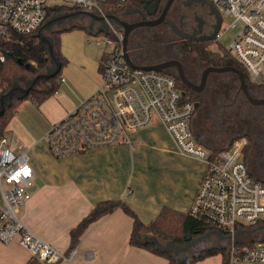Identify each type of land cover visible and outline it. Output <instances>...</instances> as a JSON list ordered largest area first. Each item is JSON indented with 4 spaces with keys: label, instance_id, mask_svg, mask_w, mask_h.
I'll return each mask as SVG.
<instances>
[{
    "label": "built area",
    "instance_id": "built-area-1",
    "mask_svg": "<svg viewBox=\"0 0 264 264\" xmlns=\"http://www.w3.org/2000/svg\"><path fill=\"white\" fill-rule=\"evenodd\" d=\"M56 0H0V66L7 58L6 42L15 34H31L47 19L46 11ZM74 9L104 15L107 0H57ZM223 17L238 26L228 52L258 80L264 70V0H210ZM108 34L98 40L111 48L100 62L101 83L44 134L53 156L61 157L94 147L130 143L127 132L161 122L183 154L205 162L189 214L212 229L229 234L226 264H264V240L237 244L236 230L264 222V183L253 177L246 161L245 136L223 150L200 145L191 129L194 103L184 99L176 78L163 71L131 67L124 58L123 34L108 22ZM220 33H218V38ZM62 80V78L60 79ZM33 170L23 143L12 147L0 135V242L16 240L45 264H75L76 247L60 251L34 235L19 217L20 207L30 198ZM222 263V262H221ZM220 263V264H221Z\"/></svg>",
    "mask_w": 264,
    "mask_h": 264
},
{
    "label": "crops",
    "instance_id": "crops-1",
    "mask_svg": "<svg viewBox=\"0 0 264 264\" xmlns=\"http://www.w3.org/2000/svg\"><path fill=\"white\" fill-rule=\"evenodd\" d=\"M86 33L75 28L59 36L69 39L68 44L76 43L78 59L74 61L65 49L60 52L70 63L62 67L55 93L37 105L48 114L46 121L39 123L26 116L24 122L15 112L5 127L11 124L15 132H3L13 147L19 141L23 143L33 170L30 198L19 210L23 225L63 252L69 250L70 230L100 200L125 201L144 223L154 219L162 208L187 212L206 167L203 160L180 152L164 125L156 120L128 131L130 143L94 147L61 157L52 155L44 134L101 83L99 61L106 50L97 54L86 43ZM194 119L195 114L191 126L198 143L211 150L222 147L219 139L206 137L203 128L194 127ZM131 226L132 218L121 208L100 217L79 237L73 262L168 264L163 256L128 243ZM217 256L221 263V255L216 254L190 264H215ZM31 257L16 240L0 242V264H25Z\"/></svg>",
    "mask_w": 264,
    "mask_h": 264
},
{
    "label": "trees",
    "instance_id": "trees-1",
    "mask_svg": "<svg viewBox=\"0 0 264 264\" xmlns=\"http://www.w3.org/2000/svg\"><path fill=\"white\" fill-rule=\"evenodd\" d=\"M117 3H125L124 0H107L106 3L102 5L103 11H108L111 7L117 5ZM74 10L73 6L67 4L54 5L47 9L46 18L51 15ZM75 28H82L87 33L104 35L102 32H97L90 30L89 25H83L79 23H73L69 25L53 26L48 33L52 35L54 40L55 49L58 53V59L61 63V68L59 72L52 78L48 79L45 84L35 87L24 97L30 98L36 105H39L42 101L49 98L55 93L59 86V78L61 75V69L66 65L67 60L62 56L59 50V35L60 33ZM37 31V30H36ZM35 31V32H36ZM35 32L31 34H15V40H9L6 42L7 48V58L5 62L0 66V92L7 90L13 79H28L33 77L38 72H41L49 64V56L47 54L46 48L39 40L35 37ZM188 42V41H187ZM188 46L184 47V51L188 53H194L197 58L204 63L205 66H223L232 65L240 68L247 81H249L248 73L246 69L236 61L228 52V49L222 48L220 45L216 51H211L207 49L206 46H200L196 42H188ZM104 58L102 55L100 61ZM18 59L21 61L19 62ZM29 63V66H26ZM99 63V70H100ZM169 73L176 78L177 85L184 91V99L191 100L193 103L197 99L188 88L184 87L178 77L174 72L169 70L163 71ZM186 73V72H185ZM187 74V73H186ZM189 75H187L188 77ZM264 84H258L257 86H263ZM198 97V96H197ZM23 99V98H22ZM22 99H17L13 97L8 105L4 106L3 113L0 115V135L11 119L13 113L16 111ZM198 106V105H197ZM197 106L194 107L192 118L197 111ZM191 118V120H192ZM191 126V121H190ZM191 129L194 132L192 126ZM197 139V137H196ZM236 139V138H234ZM222 145V147L213 149L214 151L223 150L228 148L233 140ZM244 160L246 161V150L244 151ZM247 163V162H246ZM250 174L252 175L251 171ZM257 179V178H256ZM259 180V179H258ZM261 181V180H260ZM262 182V181H261ZM264 183V182H262ZM121 208L126 214L132 218V226L129 235L128 243L132 246L143 247L152 253L163 256L168 260V264L175 263V257L172 250L158 251L155 245L150 241V237H155L160 242L173 241L175 244L183 245L186 241V236L195 237L199 234H203L209 229H212L208 224L202 220L195 218L189 214V212H179L171 208H162V210L157 214V216L149 221L148 223L142 222L137 214L129 207V205L121 199H104L98 201L89 213L84 216L75 227L70 230V246L69 249L75 247L79 237L87 226L100 217L111 213L115 209ZM264 222H258L255 225L247 227V229L254 228ZM250 234H244L238 237L237 244H252L255 241L264 240L251 239ZM221 255V264H226L228 259L227 249L223 248H212L205 249L196 255H190L186 257L181 264H190L197 260L203 259L211 255ZM25 264H45L40 262L37 258L31 257L29 261Z\"/></svg>",
    "mask_w": 264,
    "mask_h": 264
},
{
    "label": "rangeland",
    "instance_id": "rangeland-1",
    "mask_svg": "<svg viewBox=\"0 0 264 264\" xmlns=\"http://www.w3.org/2000/svg\"><path fill=\"white\" fill-rule=\"evenodd\" d=\"M51 4L61 5L64 3L56 0L52 1ZM116 6L111 7L109 10L114 9ZM64 23L65 24L62 23L60 25H69L73 23L89 25V19L86 17L76 18L68 20V22ZM231 23V18L222 17L218 44L210 42L208 45H206L207 49L216 51L218 49L217 45H220L225 49L229 47L232 36L238 29V26L228 28V25H230ZM61 34L62 33H60L59 36H61ZM86 34V43L89 44V46L93 48L97 54H100V52H103V50H109L111 48L108 44L103 45L100 41H98L102 39L103 35H96L91 33ZM174 34H170L166 30L162 32L160 31V29H141L134 34L129 35L128 45L138 48L145 60L177 59L183 64L186 73L190 75L193 80L199 81L201 72L205 67L204 63L201 62L194 53H188L184 51V47H187L189 44L188 40L180 41ZM68 41L69 39L67 38L61 39V37H59L60 52L63 53L64 49L69 51L71 53L70 55L72 56V59L75 61L78 59V56L76 55L77 50L76 48H74L76 43L68 44ZM64 57H66L68 60V63L66 64L67 66L70 63V59L66 55H64ZM169 71L174 72L173 70ZM211 73L216 74L214 72ZM213 74H209L208 82L206 83L204 90L198 97H196L197 99L195 100V102H197L198 106L197 111L195 112L193 126L203 128L204 131H201L206 137L219 139L223 146L234 138L245 136L247 143L245 145L244 151L246 150V160L248 168L251 171L253 177L264 182V134L260 132L257 134V136H255L249 130V127H251L255 123L254 118L256 116H261L259 121H262L264 123V105L252 106L243 97L242 93L238 91L239 80L238 76L235 73H218V78H216V76H214ZM224 77L227 79V83L225 85L221 84L222 82L219 81ZM24 80L25 79L20 78L13 79V81H17L20 84H22ZM256 82L264 83V70L258 80H256L255 82L249 80L247 81V85L248 87L250 86L252 89H255V87L258 85V83ZM15 112L17 113L16 116L24 120V122L27 119L26 116H32L39 123L45 122L49 117L48 114H46L45 111H42L37 105H35V103L29 97L23 98L20 101ZM256 125L257 124H255V126ZM13 131L15 132V129L11 124L9 125V128L5 129L6 134H8V132L12 133ZM252 232L254 234H251L249 238L255 240L264 238V228H259ZM220 244L223 247H227L229 242L227 241L224 244L220 242ZM215 261V264H219L220 257L217 256Z\"/></svg>",
    "mask_w": 264,
    "mask_h": 264
},
{
    "label": "water",
    "instance_id": "water-1",
    "mask_svg": "<svg viewBox=\"0 0 264 264\" xmlns=\"http://www.w3.org/2000/svg\"><path fill=\"white\" fill-rule=\"evenodd\" d=\"M173 0H166L161 13L158 17L154 19H146L143 18L140 22L129 24L125 21L118 20L115 16L105 13L97 14L94 12L74 9L71 11H66L58 14H54L50 17H48L38 28V30L35 32V37L39 40L41 44H43L46 48L47 54L49 56V64L45 67V69L41 72H38L33 77L25 79L22 84H20L17 81H13L10 86L7 88L6 91L0 93V115L3 113L4 106L8 105L11 102V99L13 97H16L17 99L24 98L30 90H32L35 87H38L40 85H43L46 83V81L52 77H54L61 68V63L58 59V53L55 49L54 40L51 34L48 33V31L54 26V25H60L66 20H72L76 18H88L89 19V28L94 29L97 32H102L104 34H108L109 25L108 22H114L117 25L122 26L123 28V37H122V49H123V55L127 63L134 68H143V69H155L158 71H165L169 67H175L176 70V76L178 77L180 83L187 88H190L192 91H201L206 83L207 76L210 72H233L237 74L239 78V90L242 91L243 95L247 99V101L252 105H264V97H255L253 96L247 87V79L243 73V71L232 65H223V66H205L201 72L200 77V83L199 85L193 84L187 77L185 70L181 64L180 61L177 59H168L164 60L155 64H136L134 63L128 53V37L130 32L137 27L142 26H154L156 24H159L161 22H166L171 26L172 31L180 38H188L190 39L191 36L189 34L183 33L182 30L178 28V26L171 20L165 18V13L171 4ZM95 24H97L95 26ZM19 62H21L18 59ZM26 66H29V63H26ZM184 91H182V94L184 95ZM197 106V102L194 103V107ZM264 228V223L251 228V229H239L236 230L233 234L234 236L241 234L250 233L256 229ZM211 232H215L219 234V240L216 245L208 247V249L212 248H223V246L220 244V240L223 238H230L231 235L226 234L223 235L222 232L214 229H209L203 234H199L193 239H189L190 236L187 235V240L183 245L175 244L173 241L169 240L166 242H160L155 237H150V241L155 245L156 249L158 251H166V250H172L173 255L175 257V263L174 264H181V262L188 257V254H182L183 251L187 249L191 244L198 242L200 240H204Z\"/></svg>",
    "mask_w": 264,
    "mask_h": 264
},
{
    "label": "flooded vegetation",
    "instance_id": "flooded-vegetation-1",
    "mask_svg": "<svg viewBox=\"0 0 264 264\" xmlns=\"http://www.w3.org/2000/svg\"><path fill=\"white\" fill-rule=\"evenodd\" d=\"M124 2H125L124 4L118 3L114 9L109 10L106 13L115 16L120 21H125L128 22L129 24H134L143 20V18L154 19L158 17L161 13V10L166 0H124ZM222 17L223 16L220 13V11L210 0H173L165 13V18L173 21L178 26V28L183 31V33L189 34L191 36L190 39L178 37L172 31L171 26L166 22H161L154 26H142V27L134 28L129 35L134 34L135 32H138L141 29L143 30L160 29V31L162 32L166 30L170 34L171 33L174 34L176 38H178V40L180 41L188 40L191 42H196L200 46H206L210 42L218 44V33L221 28ZM64 22H68V20ZM64 22L63 24H65ZM111 24L116 26L118 30H120L123 34L122 26L117 25L114 22H111ZM96 25L97 24H95V26ZM54 26H58V25H54ZM128 53L131 60L136 64H155L164 61L162 59L145 60L143 58L141 51L138 48L131 47L130 45H128ZM166 70H173L176 73L175 67H169ZM209 74H213V73H209ZM209 74L207 76L206 83L208 82ZM213 75L216 76V78L219 77L218 72H216V74ZM188 79L196 86L199 85L200 83V80L195 81L191 78L190 75L188 76ZM219 81L222 82L221 84L224 85L227 83V79L225 77L221 78ZM204 88L198 92L192 91L190 88H188V91L197 97L201 94ZM248 90L255 97H264V85L256 86L255 89H252L249 86ZM238 91L242 93L241 90L238 89ZM243 97L245 98L244 95ZM260 118L261 116H256L254 118L255 123L251 127H249V130L255 136H257V134L260 132L264 134V123L262 121H259ZM255 124L257 125L255 126ZM223 235L226 234L223 233ZM193 238L194 237L190 236L189 239H193ZM218 240H219V234L215 232H211L209 236H207L204 240L195 242L191 244L189 247H187V249L183 251L182 254H188L189 256L196 255L201 251L208 249V247L216 245ZM227 241L228 238H223L220 240L222 244L226 243Z\"/></svg>",
    "mask_w": 264,
    "mask_h": 264
}]
</instances>
